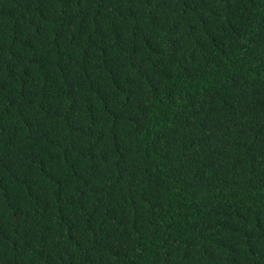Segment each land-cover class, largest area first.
Segmentation results:
<instances>
[{
    "label": "trees",
    "instance_id": "obj_1",
    "mask_svg": "<svg viewBox=\"0 0 264 264\" xmlns=\"http://www.w3.org/2000/svg\"><path fill=\"white\" fill-rule=\"evenodd\" d=\"M0 264H264V0H0Z\"/></svg>",
    "mask_w": 264,
    "mask_h": 264
}]
</instances>
